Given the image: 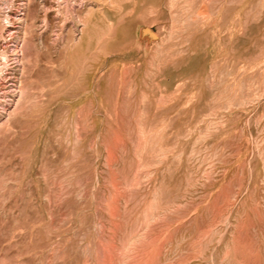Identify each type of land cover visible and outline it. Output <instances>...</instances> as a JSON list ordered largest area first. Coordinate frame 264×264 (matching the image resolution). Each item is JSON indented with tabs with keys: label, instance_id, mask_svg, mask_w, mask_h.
I'll return each mask as SVG.
<instances>
[{
	"label": "rangeland",
	"instance_id": "rangeland-1",
	"mask_svg": "<svg viewBox=\"0 0 264 264\" xmlns=\"http://www.w3.org/2000/svg\"><path fill=\"white\" fill-rule=\"evenodd\" d=\"M0 34V264H264V0H0Z\"/></svg>",
	"mask_w": 264,
	"mask_h": 264
},
{
	"label": "bare ground",
	"instance_id": "bare-ground-1",
	"mask_svg": "<svg viewBox=\"0 0 264 264\" xmlns=\"http://www.w3.org/2000/svg\"><path fill=\"white\" fill-rule=\"evenodd\" d=\"M9 16V15H8ZM25 18V17H24ZM33 18V17H32ZM3 20H6V23H10L11 21L8 19V17L5 15L4 16V18H2ZM29 30V29H28ZM30 34V33H29ZM26 36V35H25ZM0 37H2V34H0ZM26 38V37H25ZM17 42V41H16ZM26 43V42H25ZM28 45V44H27ZM26 45V46H27ZM26 46H25V44H24V42H23V44H22V46H20L19 47V45H16L15 46V48H14V51H15V53H14V55H16L17 57H16V59H17V61L18 62H21V61H24V58L27 56L26 54H25V49H27L26 48ZM28 47V46H27ZM19 53H21V55L20 56H22V58H20V59H18V56H19ZM0 56L3 58V59H5V60H7V56H6V53L5 52H0ZM23 64V63H22ZM22 67V66H21ZM26 68V67H25ZM22 74V73H21ZM21 83V82H20ZM22 89H20V93L22 94ZM19 93V92H18ZM20 94V95H21Z\"/></svg>",
	"mask_w": 264,
	"mask_h": 264
}]
</instances>
